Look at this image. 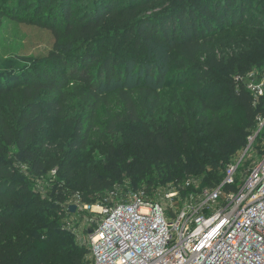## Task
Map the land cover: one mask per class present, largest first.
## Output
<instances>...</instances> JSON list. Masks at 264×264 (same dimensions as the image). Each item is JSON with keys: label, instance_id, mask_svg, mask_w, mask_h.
<instances>
[{"label": "trees", "instance_id": "trees-1", "mask_svg": "<svg viewBox=\"0 0 264 264\" xmlns=\"http://www.w3.org/2000/svg\"><path fill=\"white\" fill-rule=\"evenodd\" d=\"M6 1L0 0L2 11L48 30L53 41L32 67L0 74V94L13 90L27 98L5 142L22 151L33 173L56 167L67 179L75 177L72 158L85 150L103 116L107 136L119 132L121 124L131 130L119 151L105 153L108 161L100 172L82 173L77 181L82 202L93 203L123 180L122 172L138 189L143 183L150 188L151 177L177 185L200 175L213 186L246 146L257 116L264 115V96L254 105L241 80L253 65L264 66V29L247 14L264 9V0ZM252 25L261 37L236 38V31ZM223 33H231L234 47L226 60L217 57L213 45ZM77 74L87 86L78 96L79 114L66 117L69 149L57 161L34 146L40 145L44 115L53 110L56 119L64 116L59 102ZM168 91L190 94L196 115H178L157 129L141 124V112L157 108ZM46 94L54 97L45 106L41 96ZM109 98H116L122 111L109 113ZM63 199L52 204L33 195L0 159V264H87L89 249L59 226Z\"/></svg>", "mask_w": 264, "mask_h": 264}, {"label": "rangeland", "instance_id": "rangeland-1", "mask_svg": "<svg viewBox=\"0 0 264 264\" xmlns=\"http://www.w3.org/2000/svg\"><path fill=\"white\" fill-rule=\"evenodd\" d=\"M256 1L253 0L252 4ZM6 3L10 5L9 0ZM260 9L261 11L251 9L247 14L253 13L260 20L259 27L262 30L264 29V9L263 7ZM256 29L253 25L243 26L242 29L236 31V38L247 36V34L261 37V34ZM231 41V33H223L213 40L216 55L219 59L226 60L232 57L234 47L229 46ZM259 41L261 42V39ZM52 43V37L48 30L33 24L13 20L6 12L0 9V74H17L24 69L32 67L40 57L46 55ZM199 59L205 63V54H201ZM263 70V65H253L243 79L245 80L250 74H259ZM246 80H249V78L247 77ZM70 81L66 96L59 102V107H62L64 116L56 119L50 113L53 110H49V115H44V123L38 130L40 131L38 137L42 148L37 144L34 146L46 156L55 158L57 161L69 149L68 123H66V117H75L79 114H75L78 96L80 93H83V88L87 86L85 85V81L79 80V74L73 76ZM53 97L52 94L41 96L42 105L46 106ZM26 99L22 96L21 92L13 90L0 94V159L3 162V167L10 172L11 177L17 179L18 183L28 186L33 195L52 204L57 203V197L62 196L64 198L60 203L62 217L59 215L61 217L59 226L73 236L75 244L79 247L89 248L88 237L96 227V223L100 217L96 212L99 211L100 207L104 206L103 204L124 202L133 193L138 190H143L145 198L148 200L167 203L168 205L171 204L172 210L176 211L185 202L188 194L194 192L197 195L196 197H200L201 190L210 187L204 184V175H200L190 177L189 181L192 185L187 188H184L186 180L176 185L172 181L162 183L161 179L157 181L156 177H151L153 185L150 188L147 187L146 183H143L141 185L143 189H138L130 183L127 174L122 172L121 176L123 180L115 183L109 190L96 195L93 203L82 202L81 192L77 188V181L82 173L86 169L100 172V169L103 165L106 166L108 161L104 157L105 153L111 148L119 151V146L122 145L125 137L131 134V130L121 124L122 126H120L119 132L107 136L103 129L107 118L103 116L98 123L100 126H96L92 132V136L85 150L77 151L72 158L75 177L67 179L56 167L46 169L42 174L36 175L31 170V165L23 156L22 151L14 143L8 144L5 142L7 139L5 135L9 132V129L11 132L17 126L14 119L16 120L18 115L24 110L23 105ZM195 103L196 101L187 92L168 91L160 96L157 108L141 112V124H147L157 129L163 127L178 115L187 114L189 116L192 113L195 116ZM105 105L108 112L113 115L122 111L119 101L116 98H109ZM67 112H71V114L65 115ZM44 114H47V110H45ZM263 145L264 133L261 132L252 143V151H250L252 157L250 158L247 155L244 162L239 164L238 170L240 172L245 171L259 161L261 156L260 150L263 148ZM244 151L243 148L234 158H239L244 154ZM162 179H164V176H162ZM174 192L178 194L172 197L171 201L166 198L167 195ZM71 207H74V211H71ZM50 219H56V216H51ZM87 259V264H90L89 255Z\"/></svg>", "mask_w": 264, "mask_h": 264}, {"label": "built area", "instance_id": "built-area-1", "mask_svg": "<svg viewBox=\"0 0 264 264\" xmlns=\"http://www.w3.org/2000/svg\"><path fill=\"white\" fill-rule=\"evenodd\" d=\"M247 77L241 80L257 105L264 96V70ZM261 132L262 114L244 154L226 165L220 182L201 190L200 197L188 194L176 211L148 200L143 190L124 202L103 204L88 237L90 264H264V145L257 163L238 170L252 157ZM191 185L187 179L184 188Z\"/></svg>", "mask_w": 264, "mask_h": 264}, {"label": "water", "instance_id": "water-1", "mask_svg": "<svg viewBox=\"0 0 264 264\" xmlns=\"http://www.w3.org/2000/svg\"><path fill=\"white\" fill-rule=\"evenodd\" d=\"M71 211H74V207H71Z\"/></svg>", "mask_w": 264, "mask_h": 264}]
</instances>
